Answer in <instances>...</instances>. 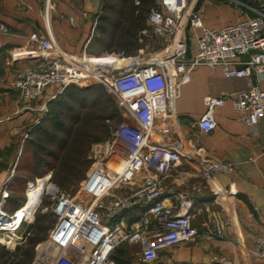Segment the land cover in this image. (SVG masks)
Masks as SVG:
<instances>
[{"label":"built area","instance_id":"obj_1","mask_svg":"<svg viewBox=\"0 0 264 264\" xmlns=\"http://www.w3.org/2000/svg\"><path fill=\"white\" fill-rule=\"evenodd\" d=\"M16 1L25 5V0ZM197 2L158 0V8L149 12L148 22L163 47L150 64L141 63L142 59L124 64L123 58L111 55L74 56L60 50L48 34L39 31L28 36L34 51L12 55V60L29 61L13 81L20 111L39 112L42 118L47 104L66 87L100 84L130 121L116 128L81 182L79 193L85 199L71 198L52 183L43 182L37 204L42 197L49 198L56 217L47 237L50 246L59 251L52 264H115L111 256L123 244L138 246L142 260L148 263L160 251L198 236L184 205L174 213L157 201L161 181L172 176L181 158L171 147L153 142L156 120L166 119L177 99L176 87L171 83H189L190 72L199 66L220 68L226 79L256 76L260 80L264 76V5L246 6L250 14L239 22L208 29L195 9ZM7 32L0 26V35ZM86 60H94V65ZM51 87L58 90L57 94L36 108L33 103ZM225 102L247 128L256 127L264 117V89L256 84L223 98L204 97L205 113L192 127L212 132L216 128L215 110ZM9 119L0 118V124ZM160 134L168 135L169 128L162 127ZM27 138L25 133L22 142ZM208 177L209 173L205 174ZM26 186V195L38 187L30 182ZM7 187L4 184L0 190V245L13 249L19 242L10 248L11 239L26 223L14 220L17 210L11 214L4 210ZM143 206L146 210L130 228L119 222L108 225ZM252 254L264 259V239H255ZM47 258L42 255L32 264H45Z\"/></svg>","mask_w":264,"mask_h":264},{"label":"crops","instance_id":"obj_2","mask_svg":"<svg viewBox=\"0 0 264 264\" xmlns=\"http://www.w3.org/2000/svg\"><path fill=\"white\" fill-rule=\"evenodd\" d=\"M263 2L249 0L251 4L242 3L245 7H232L217 0H198L195 9L206 28L216 29L239 22L250 14L246 6L258 8ZM102 3L25 0L20 6L16 0H0V26L8 30L0 35V118L10 117L0 124V190L7 184L11 193V179L26 141L22 142V137L41 119L39 112L20 111L13 81L29 61L12 60V55L34 51L28 36L39 31L68 54L101 56L91 55L88 47ZM176 83L171 85L176 87L177 99L168 117L156 120L152 140L176 150L181 159L172 176L161 181L157 201L174 213L184 205L199 234L194 240L160 251L152 262H144L140 248L129 244L118 247L112 259L115 264H264V259L252 254L255 239H264V117L256 127L247 128L225 102L215 110L212 132L192 127L205 113L204 97L223 98L256 84L264 89V76L260 80L256 76L226 79L220 68L199 66L190 72L189 83ZM57 92L56 88L45 89L34 106L49 102ZM164 126L169 128L168 135L160 134ZM145 210L146 206L133 208L118 221L130 228ZM130 251H137L138 257L131 260Z\"/></svg>","mask_w":264,"mask_h":264},{"label":"rangeland","instance_id":"obj_3","mask_svg":"<svg viewBox=\"0 0 264 264\" xmlns=\"http://www.w3.org/2000/svg\"><path fill=\"white\" fill-rule=\"evenodd\" d=\"M218 1L232 7L251 4L249 0ZM137 7H140L139 0H103L96 23L91 29V42L88 47L91 55L120 56L123 58L122 63L124 64H136L141 59L143 64L155 62L163 45L148 22V14L158 8V0H154L153 5L145 12H141L139 9L135 11ZM90 86L93 89L89 93L85 106L77 108L80 110L81 116L77 123H71L68 116H63L65 111L53 108L50 112V107L47 106L44 116L34 126L37 129L41 121L47 119L38 138L35 137V141L45 151L56 152V161L48 159L52 168L36 172L32 157L35 147L32 146L31 149L24 143L21 148L17 174L25 178L24 184H14L12 176V189L9 194L11 197L4 210L11 214L16 207L24 202L22 208L16 212L14 220L17 221L22 215L27 214L31 222L22 225L19 230L20 237L11 239L10 248L19 242L13 249H6L0 245L4 249V252L0 253V264H32L42 255L48 257L45 264H52L58 257L59 251L50 246L47 237L56 222V217L52 211V201L44 196L37 204L36 192L41 194L43 182H46L52 183L60 192L71 198L85 199L82 193H79L80 184L93 163L99 158V151H102L104 145L111 140L116 128L121 123H130L104 86L90 84L80 88ZM57 96L51 100L54 102L53 104H55ZM107 100L112 103V106L108 104ZM65 102L72 104L68 101ZM50 118L51 121H49ZM67 129L69 131L65 134ZM69 134L71 136L68 137ZM64 138L70 141L62 149L60 146H52L54 143L60 144L59 140ZM77 138L78 145L73 143ZM25 159H28L27 162ZM64 169L69 170L72 175L64 173ZM28 182L34 186L38 185V187L33 189L34 192L30 190L26 195ZM13 188H16L17 192H13ZM118 220H113L108 225L112 227L119 222ZM130 257L131 260L136 259L138 252L130 251Z\"/></svg>","mask_w":264,"mask_h":264},{"label":"trees","instance_id":"obj_4","mask_svg":"<svg viewBox=\"0 0 264 264\" xmlns=\"http://www.w3.org/2000/svg\"><path fill=\"white\" fill-rule=\"evenodd\" d=\"M153 1L154 0H139L140 7L135 8V11H137V9H139L141 12H145L146 9H148L150 6L153 5ZM92 89H93L92 86L86 87V88H80V87L75 86V85H70V86L66 87L60 95L57 96L55 104H53L54 102L50 101L47 104V106L50 107V109H49L50 112L53 110V108L65 111V112H63L62 115L68 116L69 121L71 123H77L81 117L80 116V110L77 108L85 106V103L87 102L86 100L88 99L89 93L91 92ZM65 101H68L72 104H66ZM107 102L110 106H112V103L109 100H107ZM65 114H67V115H65ZM49 121H51V118ZM46 122H47V119L42 120L40 126L37 129H35L33 127L32 130L28 134V138H27L28 140L26 139L27 141H25L26 145H28L31 149H32V146L35 147V150L32 154V157L34 159L33 162L35 164V171L36 172H38L40 170H44V169L47 170V169L52 168L50 165V162H48V159L50 161L51 160L56 161V158H57L56 152H53L51 150L45 151V149L42 146H40V144H37L35 141V139H36L35 137L37 136V138H38V134L42 130V127ZM68 131H69L68 129L65 130V134H67ZM69 136H71V135L69 134L68 137ZM38 141H40V140L38 139ZM59 141L61 142L60 144L54 143L52 146H55V147L60 146L62 149V147L64 145H66L67 143L69 144L70 140L69 139L67 140V138H64V139H60ZM78 141L79 140L77 138L73 143L78 145ZM26 145H25V147H26ZM27 160L28 159H25L26 162H27ZM18 165H19V160H18L16 168H15V172L13 175V181L15 182L14 184L23 185L24 184L23 180H25V178L23 176H20L17 174ZM30 169H31V166H30ZM63 172L66 174H70L69 170H66V169H64ZM70 175H72V174H70ZM22 189H23V186H22ZM13 192H17V189L13 188ZM23 204H24V202L22 203V205ZM22 205H20V207ZM19 208H17V209H19ZM1 252L3 253L4 249L0 246V253ZM111 259H112V256H111Z\"/></svg>","mask_w":264,"mask_h":264},{"label":"bare ground","instance_id":"obj_5","mask_svg":"<svg viewBox=\"0 0 264 264\" xmlns=\"http://www.w3.org/2000/svg\"><path fill=\"white\" fill-rule=\"evenodd\" d=\"M86 62L88 63V64H92V65H94L93 64V62H89L88 60H86ZM31 192H34L33 190L31 191ZM36 195H37V203H38V199H39V197H40V193L38 192H36ZM24 222V223H26V224H29L31 221H30V218L28 217V215L27 214H25V215H22L18 220H17V222ZM18 236H21V233H19V232H17V233H15L14 234V237H13V239L14 238H16V237H18ZM8 246H11L10 244L8 245Z\"/></svg>","mask_w":264,"mask_h":264}]
</instances>
